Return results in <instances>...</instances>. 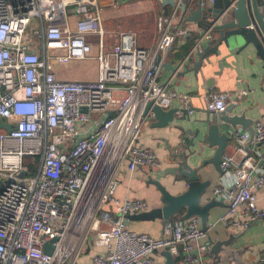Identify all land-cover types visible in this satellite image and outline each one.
<instances>
[{"label": "built area", "instance_id": "1", "mask_svg": "<svg viewBox=\"0 0 264 264\" xmlns=\"http://www.w3.org/2000/svg\"><path fill=\"white\" fill-rule=\"evenodd\" d=\"M117 7V0H0V118L12 126L0 131V264H76L90 246L106 249L92 256V264H157L155 256L165 251L175 264H209L199 218L167 225L158 238L135 233L125 216L148 211V204L118 203L114 190L124 163L130 172L160 166L137 144L153 117L144 114L148 103L169 110L178 101L192 114L190 96L170 84L214 41L215 23L198 29L163 81L165 57L187 29L160 15L153 50L139 48L132 32L113 33L109 44L113 35L103 14ZM84 62L96 63V78L59 77L57 64ZM227 101L226 94L212 92L206 108L219 112ZM253 129L252 146L246 131L229 132L234 151L224 155L223 175L212 187V198L226 206L219 221L231 232L264 227L257 205L264 188V126L255 122ZM25 158L37 165L34 172ZM108 202L116 204L113 216L101 214Z\"/></svg>", "mask_w": 264, "mask_h": 264}, {"label": "crops", "instance_id": "2", "mask_svg": "<svg viewBox=\"0 0 264 264\" xmlns=\"http://www.w3.org/2000/svg\"><path fill=\"white\" fill-rule=\"evenodd\" d=\"M203 1V0H202ZM208 1V0H204ZM118 7L116 9L105 10L103 17L104 21L110 15L112 20L120 23L122 19L134 23L132 27H118L117 29L127 30L136 35V45L139 48L146 50H153L157 39V20L160 15L173 17V25L184 27L188 34L185 38L195 37L198 28L194 23L185 22L186 13L179 10V5L175 7L164 6L160 0H129L123 2L117 0ZM177 4L181 0H176ZM223 0H218L217 5L223 6ZM189 8H195V0L188 1ZM188 8V9H189ZM187 9V12H188ZM185 38L177 41L174 47L167 53L165 57V64L161 71V79L168 80L171 69L168 67L171 64L175 68L182 56L173 49L178 48L184 43ZM208 45H212L208 44ZM188 53V52H187ZM197 56L191 57L189 66L184 70L183 75H178L170 84L171 90L178 94H186L190 96L189 104L193 109L189 120L180 119L173 121L167 127L155 128L152 126L155 123L152 117L142 128L137 144L151 150L158 162L159 168L152 172L149 168L139 167L130 172L126 163L120 166L116 174L117 186L114 190V198L118 203L125 200L140 199L148 204V208L160 207V197L156 188L148 184V178L159 179L162 184L167 185L171 194L177 195L186 190V185L180 182L172 185L173 178L170 175L163 177L164 170L170 165L169 146H175L176 136L179 134L178 128L191 129L196 127L195 120L203 119L205 117L204 111H207V99L210 93L217 92L226 94L228 96L227 103L234 100L236 106L232 114H240L244 112L246 117L255 122H260L264 126V62L255 55L252 48L243 51H238L236 47L226 49L224 45L219 46L217 54H210L207 56L201 67H195ZM84 70H77L78 66L74 63L57 64V73L63 79H78L87 80L94 79L97 76V67L94 62H84ZM69 66V67H68ZM241 92L245 95L239 96ZM180 103L175 101L172 108H179ZM179 117V116H177ZM243 131L241 129H238ZM252 146V145H251ZM234 144L230 142L225 154H233ZM211 150H204L203 155L192 163V165L199 164L203 160L210 158ZM193 165V166H194ZM211 184L207 188V198H212V187L220 179L211 166L206 167ZM259 209L264 210V188L257 192ZM220 203V202H219ZM116 204L108 202L101 208V214L104 215L108 211L114 212ZM226 210L225 204L212 208L208 216V230L205 232V239L202 241L214 242L218 239H223L227 234L233 233L238 236L235 247H244L245 253L243 260L247 262H254L255 264H264V227L261 224H253L244 232L228 231L219 221ZM200 220V219H199ZM179 218H174L171 221V226L179 223ZM102 227H105L104 225ZM127 228L135 233H145L153 238L161 236L165 227L161 222L156 220L154 222H128ZM201 228V222H200ZM106 252L104 247L90 246L88 253H83L77 260L76 264H92V256L95 254L102 255ZM155 260L157 264H164V258L156 255ZM210 262V260H209ZM227 264V263H224Z\"/></svg>", "mask_w": 264, "mask_h": 264}, {"label": "water", "instance_id": "3", "mask_svg": "<svg viewBox=\"0 0 264 264\" xmlns=\"http://www.w3.org/2000/svg\"><path fill=\"white\" fill-rule=\"evenodd\" d=\"M123 2L129 0H121ZM188 1L160 0L164 6L175 7L186 13L185 22L194 23L198 29L206 30L214 24L212 34L214 41L212 45H206L203 50L196 54L195 67H201L203 60L210 54H217L219 46L224 45L226 49L236 47L238 51L252 48L255 55L264 62V0H223V6L217 5L218 0L207 3L205 8L200 7L202 0H195V8L188 6ZM189 8V9H188ZM188 9V12H187ZM174 70L171 64L168 65ZM181 72L179 75H183ZM236 104L234 100L227 103L225 108L219 112L204 111L203 119L195 120L196 127L191 129L178 128L179 134L175 137V146H169L170 165L164 170L163 177L170 175L172 185L183 182L186 190L180 194L173 195L167 185L162 184L159 179L148 178V184L153 185L160 197V207L150 209L146 212L125 216V224L128 222H154L160 221L165 227L171 224L172 219L179 218L180 222L197 217L201 222V230H208V216L212 208L221 203L213 198H207L206 191L211 181L207 177L206 167L209 165L213 170L223 175L220 164L230 145V131L238 129L246 131L250 140L248 145L254 142V121L246 117L244 112L232 114ZM153 115L155 128L167 127L178 118L189 120L190 116L186 110L171 108L163 110L158 106L148 103L144 114ZM112 114L110 113L109 116ZM179 116V117H177ZM11 132L12 126L0 118V131ZM204 150H211L210 158L203 160L197 165L192 163L203 155ZM0 181V190H1ZM238 236L229 233L223 239L214 242L208 241L209 264H255L243 260L244 247H235ZM89 250H86L88 253ZM164 264H175L171 254L163 252Z\"/></svg>", "mask_w": 264, "mask_h": 264}, {"label": "rangeland", "instance_id": "4", "mask_svg": "<svg viewBox=\"0 0 264 264\" xmlns=\"http://www.w3.org/2000/svg\"><path fill=\"white\" fill-rule=\"evenodd\" d=\"M118 22H120V23H117V22L113 21L112 20V17L110 15H108L107 16V19L104 21V23H105V30L107 31V33L113 35V33L115 34L117 32H128L127 30H122L121 28L120 29H117L118 27H116V25H118L120 27H128V28H130L133 25H135L134 23H130L129 21H126L124 19H122L121 21H118ZM110 43H114V35L112 36L111 39H109V44ZM78 65L80 67H77V70H80V71L84 70V66H85V68L86 67H91V65H86V63H74V66H78ZM99 215H100V213H99Z\"/></svg>", "mask_w": 264, "mask_h": 264}, {"label": "trees", "instance_id": "5", "mask_svg": "<svg viewBox=\"0 0 264 264\" xmlns=\"http://www.w3.org/2000/svg\"><path fill=\"white\" fill-rule=\"evenodd\" d=\"M186 40H184V43L179 47V49L178 48H175V49H173V51H177L180 55H181V57L183 56V55H186L187 54V52L190 50V48L193 46V44H194V42H195V40H196V38L195 37H189V38H185ZM38 159H36L35 160V162L38 164ZM31 159L30 158H25V160H24V163H25V165H29V168H30V170L32 171V172H34V170H35V168L34 167H36V166H34V165H32L31 164ZM107 215H109V216H113V212H107L106 213Z\"/></svg>", "mask_w": 264, "mask_h": 264}]
</instances>
